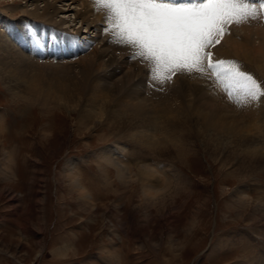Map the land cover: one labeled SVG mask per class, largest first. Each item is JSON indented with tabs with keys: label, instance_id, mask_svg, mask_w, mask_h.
I'll return each mask as SVG.
<instances>
[{
	"label": "rangeland",
	"instance_id": "obj_1",
	"mask_svg": "<svg viewBox=\"0 0 264 264\" xmlns=\"http://www.w3.org/2000/svg\"><path fill=\"white\" fill-rule=\"evenodd\" d=\"M25 2L0 0V20L4 18L1 11L8 5L15 10ZM40 4L43 7L45 3ZM19 15L17 12L13 19ZM101 22L103 29L111 27L105 17ZM225 28L220 43L210 49L213 60L235 59L243 71L262 76L255 64L221 56L218 49L248 38L256 41L254 49L261 46L262 37L259 39L257 33L264 34V9L256 19L231 22ZM124 52L129 56L126 49ZM135 64L146 69L149 89L145 92L157 90L164 95L167 91L164 100L172 98L184 78L198 85L208 82H201L203 78L196 75L183 79L173 76L169 83L153 84L154 89L148 84L147 68L139 61ZM9 86L0 79V264H255L264 255V160L256 168L253 162L256 170L245 175L238 159L248 155L242 151L246 147L212 141L215 145L205 149L210 132L197 126L201 125L197 114L184 119L185 130L180 127L182 143L190 147L178 161L174 156L167 158L165 152L156 153L159 148L145 150L147 141L140 140V132L151 138L153 126L152 131L135 127L138 123L134 120L127 122L123 115L121 120L114 119L112 112L109 122V113L86 99L78 105L71 103L76 105L73 111L64 102L40 104L23 98L22 88L11 92ZM222 95L229 105L234 104ZM184 98L189 112L199 109L196 97L187 93ZM157 99V104L163 102ZM156 103L149 102L154 108ZM115 106L110 105L106 111ZM86 111L98 115L97 121L84 119ZM261 140L264 146V136L256 142ZM107 149L114 151L111 153L118 167L101 157ZM171 150L174 155L176 148L172 146ZM121 165L127 172L122 180ZM142 170L153 174V190L162 186L169 189L151 194L154 197L147 194ZM166 171L175 181L168 183ZM242 191H246L243 196L247 202L240 205L236 197Z\"/></svg>",
	"mask_w": 264,
	"mask_h": 264
},
{
	"label": "bare ground",
	"instance_id": "obj_2",
	"mask_svg": "<svg viewBox=\"0 0 264 264\" xmlns=\"http://www.w3.org/2000/svg\"><path fill=\"white\" fill-rule=\"evenodd\" d=\"M40 2L45 3L43 7H41ZM25 3V6L19 5L18 8H14L15 10L8 5L5 10L1 11L4 18L0 20V79L5 83H10L9 90L11 92L15 88H22L23 98L25 99H33L34 101H39L40 104L51 102L60 104L64 102L62 104L70 107L72 111L74 110L73 106L76 108V105L71 103L74 102L78 105L83 99H86L94 107L101 105V110L109 113V122L112 119V116L110 117L112 112L114 119L118 118L121 120L123 115L122 117H126L127 122L134 123L135 121V123H138L135 127L144 126L145 129L150 130L151 126H153L155 130H153V133L151 132L152 136H149L151 138L146 137L144 133H141L142 131L140 132V140L142 142L147 141V145L144 146L147 147L145 150L153 151V149L158 150L159 148V152L156 153L165 152L164 154L167 155V158H173L174 156L178 161L182 156V152L190 145L187 144L186 146V144L182 143L184 135L181 130L187 125L183 121L186 117L188 119L190 115L197 114L195 118H198L201 124L197 126H201V129L210 132L209 142L206 141L204 143L205 149L212 141L214 143L221 141V145L233 143L240 148L246 147L242 151H246L248 155H243L244 158L241 157V160L238 159L239 165L243 167L242 172L246 173L245 175H250L251 171L256 168V164L262 165L261 160H264V152L261 151L260 147L263 146V141L261 140L258 143L256 141L264 136V100L257 98L254 102L237 106L238 108L235 109L233 108L234 104L229 105L230 102L227 101V98L225 100L223 93H221L222 91L219 89L214 90L213 85L208 80L203 79L201 82H208L204 83V85H198V80L197 84H192L193 82L189 81V79H187L188 82L192 83H187L185 78L184 81L179 82V87L175 89L172 98L164 100L167 99V91L164 95H161V92H157V90L145 92L147 88L144 76L146 69L138 67L135 63L130 64L129 56L124 52L125 49L109 42V34L101 27V21H103L105 14H103V11H97L96 5L91 8L93 6L92 0H26ZM27 3H30L34 8L29 9L30 5L28 6ZM57 4L61 5L58 6ZM17 12L22 15H19L17 19H13ZM60 14L63 16L58 20L57 17ZM22 19L23 22H21ZM29 30L44 36H48L49 33H55L58 37H61V40L56 47L49 45L42 50H35L31 48L32 44L28 39ZM63 34L67 35V37ZM252 34L254 35V33ZM252 34L250 33V35ZM257 35L262 37V39L261 37L259 38L262 40L259 44H262L257 49L252 46L255 41L254 38H248L242 43L228 42L230 44L229 46L227 43L229 48L224 46V48L218 49V53L226 58L235 56L238 59L251 62L252 65L255 64L254 68L259 69L262 72V76H256L257 73L253 76L258 81L264 82V34L262 36L257 33ZM75 38L80 39L73 44L71 41ZM120 48L121 52L119 51ZM218 58L220 59V57ZM249 66L251 65L249 64ZM187 93L197 98L196 104L199 105L197 111L195 109L194 112H189V108L185 107L187 104H185L186 98L184 97ZM158 97L163 102L157 104L156 102L158 101L155 99ZM87 101L84 102L88 106ZM149 102L156 103L155 108ZM108 105H116V108H112L108 112V110L106 111L107 107H109ZM91 112L86 111L84 119L95 120L98 118V115H93ZM127 116H130L128 118L129 121ZM170 119L176 121L175 125L169 121ZM182 123L185 125L182 126ZM109 126L111 127V125ZM180 127H182L181 130ZM159 132L160 135L158 134ZM140 146L139 148L141 149L143 146ZM172 146L176 148L174 155L171 150ZM108 149L103 152L104 156L102 154L101 157H104L103 159H106L105 162L108 164L114 163L118 167L119 162H116L114 153H111L113 150ZM167 151L168 153H166ZM234 158L237 159L238 157L235 156ZM253 162H255V168L252 165ZM125 170L121 165V180L125 178L127 173ZM167 172L164 174L168 177V183L175 181L173 180L174 177L168 176ZM140 175L142 186L149 191L147 194L150 196L158 193L160 189L164 190L167 188V186L166 188L162 186V188L155 187V190H153L154 183L152 184L150 181L153 174L142 170ZM179 179L181 180V178ZM171 187L173 186L171 185ZM244 194H246V191L240 192L238 194L239 197H236L240 205L247 202L245 201L246 198L244 199ZM160 198L163 199L164 195L160 196ZM263 259L264 255L262 254L259 262L256 261L255 264H260L261 262L264 264ZM251 264L254 263L252 262Z\"/></svg>",
	"mask_w": 264,
	"mask_h": 264
},
{
	"label": "snow or ice",
	"instance_id": "obj_3",
	"mask_svg": "<svg viewBox=\"0 0 264 264\" xmlns=\"http://www.w3.org/2000/svg\"><path fill=\"white\" fill-rule=\"evenodd\" d=\"M105 13L109 42L126 49L129 61L147 68V81L166 84L173 76L208 80L237 106L264 100V82L236 61L213 60L225 25L256 19L264 0H92ZM36 49L58 46L61 37L28 31ZM80 38H75L76 43Z\"/></svg>",
	"mask_w": 264,
	"mask_h": 264
}]
</instances>
